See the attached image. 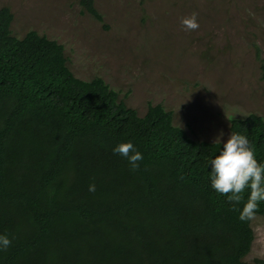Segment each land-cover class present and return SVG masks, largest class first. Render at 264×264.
<instances>
[{"label":"trees","instance_id":"trees-1","mask_svg":"<svg viewBox=\"0 0 264 264\" xmlns=\"http://www.w3.org/2000/svg\"><path fill=\"white\" fill-rule=\"evenodd\" d=\"M80 4L101 21L93 0ZM11 21L0 8V232L12 240L0 264H245L252 219L209 187L219 145L191 139L161 104L137 115L101 78H76L62 45L16 38ZM229 131L264 160L261 116ZM127 140L144 157L134 171L112 152Z\"/></svg>","mask_w":264,"mask_h":264},{"label":"rangeland","instance_id":"rangeland-1","mask_svg":"<svg viewBox=\"0 0 264 264\" xmlns=\"http://www.w3.org/2000/svg\"><path fill=\"white\" fill-rule=\"evenodd\" d=\"M0 0L11 34L35 31L64 48L80 80L101 78L137 115L161 104L196 141L229 135L232 118L264 119V0ZM197 13L199 28L182 17ZM245 264H264V217L251 220Z\"/></svg>","mask_w":264,"mask_h":264},{"label":"clouds","instance_id":"clouds-1","mask_svg":"<svg viewBox=\"0 0 264 264\" xmlns=\"http://www.w3.org/2000/svg\"><path fill=\"white\" fill-rule=\"evenodd\" d=\"M180 23L186 30L198 29L197 13L182 17ZM223 136L220 130L213 142L219 145L218 152L207 162L209 187L232 205L238 220H251L264 203V160L257 159L256 149L244 132L231 131L222 141ZM112 152L125 158L133 171L144 158L132 140L114 145ZM88 191H96L95 183L88 185ZM11 243L9 235L0 232V251L6 250Z\"/></svg>","mask_w":264,"mask_h":264}]
</instances>
